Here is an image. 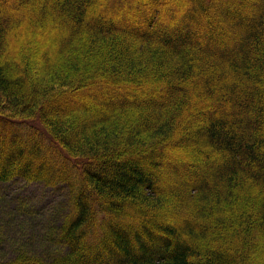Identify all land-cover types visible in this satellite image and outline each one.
Returning <instances> with one entry per match:
<instances>
[{
	"label": "trees",
	"instance_id": "obj_1",
	"mask_svg": "<svg viewBox=\"0 0 264 264\" xmlns=\"http://www.w3.org/2000/svg\"><path fill=\"white\" fill-rule=\"evenodd\" d=\"M145 1L0 0V182L71 193L68 249L0 264H264V0Z\"/></svg>",
	"mask_w": 264,
	"mask_h": 264
},
{
	"label": "rangeland",
	"instance_id": "obj_2",
	"mask_svg": "<svg viewBox=\"0 0 264 264\" xmlns=\"http://www.w3.org/2000/svg\"><path fill=\"white\" fill-rule=\"evenodd\" d=\"M100 1L103 2V0ZM105 1L106 3L109 2L108 5L117 2V0ZM105 1L101 6L99 5L96 7L94 5L93 8L98 9V13L99 11L102 12L105 10ZM188 2L190 3L191 0H188ZM176 3L177 0H154L152 4L146 2L143 6V12L147 15L151 7L153 8L154 6L153 9L160 10L159 13L162 18L169 20L170 17H174L175 19L171 21L176 23V21H180V17H186L185 7L182 6L184 5V0L181 1V3H183L181 5H176ZM125 4L127 7L131 6L128 2H125ZM108 5L106 4V6ZM194 5L195 3L192 1L191 6ZM219 8H223V6ZM110 18H112L113 21L117 20L116 23L121 22V20H118V17ZM135 18L133 24L138 26L143 23V18L140 15ZM130 21L131 20H128V22ZM164 25L165 23L159 27L157 32L160 34L163 33L165 29H167ZM55 31L54 28L49 34L54 36L56 35ZM49 34H46V31H44L36 37L38 41L36 45L37 49H35V46L34 51L30 50L31 53L29 50V52L25 51L27 56L30 54V57H35L36 60L33 66L35 70H39L38 63H40V65L44 64V54L47 45H49L45 39ZM208 37L212 39L211 35L207 34L205 37H202V39ZM94 58L95 57H92L89 61H94ZM137 89L141 92L139 97H153L158 90H153V88L149 86L145 88L149 90V92L144 93L142 92L145 91L144 88L138 87ZM83 96L84 95L80 98L81 104L88 105L91 103L92 105H97L94 99L92 100V95H85V98H83ZM76 101H78V99ZM76 101H69L66 103V106H71V104ZM195 122L197 121L195 120ZM186 125L188 126L189 122ZM182 152L181 150L178 153L182 155L184 153L185 159L189 158L187 157L188 155H191L188 150ZM43 154V159L49 163L56 160L49 151ZM200 162H203L202 159H199L198 163L200 164ZM70 196L69 186L65 183L51 186L43 181H27L22 177H16L7 182H0V237L2 240L0 244V261L14 259L22 250H27L33 254L39 255L43 257L45 261L52 259L55 255L64 253L68 249V245L61 238V231H59L58 227L63 223L65 217L70 212ZM253 200L254 195L251 194L244 198L242 202L245 203L246 206H249ZM128 214L132 216L131 213Z\"/></svg>",
	"mask_w": 264,
	"mask_h": 264
}]
</instances>
